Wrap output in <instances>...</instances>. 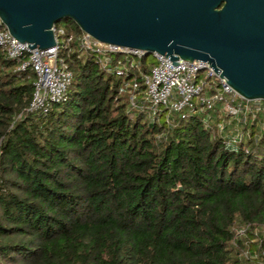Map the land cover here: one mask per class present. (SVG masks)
Wrapping results in <instances>:
<instances>
[{"label":"trees","instance_id":"1","mask_svg":"<svg viewBox=\"0 0 264 264\" xmlns=\"http://www.w3.org/2000/svg\"><path fill=\"white\" fill-rule=\"evenodd\" d=\"M58 60L65 100L27 112L35 75L0 49V264H252L233 228L264 232V132L230 151L198 115L131 111L74 42Z\"/></svg>","mask_w":264,"mask_h":264},{"label":"water","instance_id":"2","mask_svg":"<svg viewBox=\"0 0 264 264\" xmlns=\"http://www.w3.org/2000/svg\"><path fill=\"white\" fill-rule=\"evenodd\" d=\"M70 20L93 39L209 64L240 97L264 101V0H0V21L30 50L55 47Z\"/></svg>","mask_w":264,"mask_h":264},{"label":"built area","instance_id":"3","mask_svg":"<svg viewBox=\"0 0 264 264\" xmlns=\"http://www.w3.org/2000/svg\"><path fill=\"white\" fill-rule=\"evenodd\" d=\"M53 32L55 47L30 50L0 21L1 51L6 58L19 62L18 70L30 68L35 75L27 112L46 114L53 104L65 100L72 73L58 60V51L74 42L79 51L94 56L100 70L119 81L117 94L126 98L129 109L144 114L151 122L163 117L173 126L174 116L186 119L198 115L205 128L217 132L224 147L234 152L245 142L250 125L257 127L255 141L264 132V101L240 97L209 64L178 60L173 66L161 54L152 53L153 61L147 66L150 56L145 57L142 50L102 43L82 31L76 37L66 36L63 28L54 27ZM248 229L245 226L235 234V240L245 237ZM251 232L253 246L243 255L252 264H264V232Z\"/></svg>","mask_w":264,"mask_h":264},{"label":"rangeland","instance_id":"4","mask_svg":"<svg viewBox=\"0 0 264 264\" xmlns=\"http://www.w3.org/2000/svg\"><path fill=\"white\" fill-rule=\"evenodd\" d=\"M152 61H153V58L150 56V57L148 58L147 62H146V65L149 66V65L152 63ZM212 133H213L215 136L218 135L217 132H212ZM244 228H245V226H244L243 224L236 223V224L234 225V228H233L234 234H239V232L243 231ZM257 231L260 232V230H258V229H257ZM241 239H242V242H243L242 245L244 246V248H243V249L240 248L239 252H240V255H241L244 259H246V258L244 257L243 254H244V252H245L247 249L251 248L250 246L253 245V244L251 243V239H249L247 235H246L245 237L242 236ZM232 247H234V248H238V246H237L235 243H232Z\"/></svg>","mask_w":264,"mask_h":264}]
</instances>
